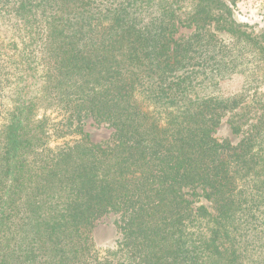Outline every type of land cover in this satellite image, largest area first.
Segmentation results:
<instances>
[{"label":"trees","instance_id":"16d2710c","mask_svg":"<svg viewBox=\"0 0 264 264\" xmlns=\"http://www.w3.org/2000/svg\"><path fill=\"white\" fill-rule=\"evenodd\" d=\"M240 1L0 0V264H264V30Z\"/></svg>","mask_w":264,"mask_h":264},{"label":"rangeland","instance_id":"374dc122","mask_svg":"<svg viewBox=\"0 0 264 264\" xmlns=\"http://www.w3.org/2000/svg\"><path fill=\"white\" fill-rule=\"evenodd\" d=\"M235 16L241 23L256 25L258 28L264 30V0H241L235 8ZM1 30L2 29H0V31ZM180 32L182 35L190 33L187 29H181ZM219 36L223 41L229 42V37L225 34L220 33ZM258 84L260 85V83ZM245 87L248 89L245 76L236 74L229 79L218 82L216 86L211 89V92L215 95H221L229 98L235 95H240L244 91ZM261 88L264 90V85H262ZM42 114L43 112L40 111L39 115ZM47 116H49L52 120L56 118L57 120L55 121H59L63 117L62 114L58 115L57 112L53 113V111H48ZM227 121L228 117L224 119L223 124L219 127L216 137L220 141L230 140L232 142H237L238 138L232 134ZM84 123V130L87 134H89L94 143H103L112 135L113 129L108 127L106 124H98L93 119L85 120ZM70 131H72V129ZM56 139L57 137L55 135L51 138L50 146L53 148L58 145H62L63 143H72L75 139H79V136L70 134L62 139ZM203 204L206 205L207 203L203 200ZM93 239L95 242V249L100 255L105 254L109 249L115 250L121 239V234L117 227V215H107L101 219L93 230Z\"/></svg>","mask_w":264,"mask_h":264}]
</instances>
